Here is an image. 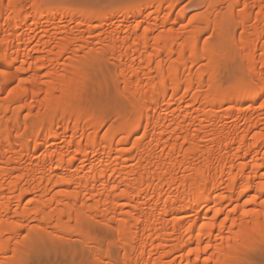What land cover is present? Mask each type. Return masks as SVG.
Segmentation results:
<instances>
[{
  "label": "bare ground",
  "instance_id": "bare-ground-1",
  "mask_svg": "<svg viewBox=\"0 0 264 264\" xmlns=\"http://www.w3.org/2000/svg\"><path fill=\"white\" fill-rule=\"evenodd\" d=\"M23 1L0 0V264L30 263L42 238L98 242L96 221L115 232L112 264H245L264 245V0H206L188 36L155 37L137 17L166 25L180 0ZM232 23L244 74L224 86L202 35ZM104 91L132 111L100 107Z\"/></svg>",
  "mask_w": 264,
  "mask_h": 264
},
{
  "label": "rangeland",
  "instance_id": "rangeland-1",
  "mask_svg": "<svg viewBox=\"0 0 264 264\" xmlns=\"http://www.w3.org/2000/svg\"><path fill=\"white\" fill-rule=\"evenodd\" d=\"M68 1L70 2V0H68ZM71 1H73V0H71ZM26 2L24 0L23 3H21V4L25 3L24 4V6H25ZM93 2H94V5H97L99 2H101V0L100 1L99 0H93ZM104 2L106 3V1L102 2L105 5ZM81 3H82V1H81ZM85 3H87V2H85ZM102 3H100L101 6L103 5ZM176 7L183 9V11H184L183 13L185 14V16L184 17H180V16L169 17L170 22L166 25L161 24V22H162L161 17L160 18H156L153 16L152 17H146L145 15H146L147 10H144L141 13V15H139L137 17L138 20H142V22L140 24L141 30L139 31V33L141 34L143 29L146 26H152V25H154V23H157L160 25H159V27H157L155 30L152 31V33H151L152 37H155V36L159 35L161 32L168 31L170 29L175 30L176 33L180 34V36H188L190 33V30L192 28L190 23H192L191 18L193 16L209 15V13H210V15H212L211 14L212 12H210V10H209V9H212V6H208L206 0H180V2L178 1V4H176V6L173 7V9H175ZM213 7L218 8V7H220V5L213 6ZM149 10H154V8L150 7ZM58 14L59 15L62 14L64 16H71V13L68 11H59ZM218 14H220L219 15V17H220L224 13L222 14V12L221 13L218 12ZM218 14H216V15L218 16ZM40 16H41V14L36 15L35 18H39ZM206 18H208V21H211L210 16H208ZM117 19H124V22L126 24L134 22L131 17L124 18V17L118 16V17H116L115 20H117ZM54 20H56V18H54ZM74 20H75V22L69 24L68 27L80 29V31L82 33L89 36L88 30H86L85 26L83 25V23H85V20L87 21V19L82 18V17H74ZM95 22H98V21H95ZM241 30H242L241 26H239L236 23H232L226 31V33L228 32V35L226 33H224L225 35H223V33H220V35L216 36L217 34H213L212 29H208L202 35V44H204V42L207 40L210 42H215L216 45H218L219 49L221 50V53L223 56V59L221 61L222 64L217 71L213 72V77L220 84H223L224 86H235L236 84H238V82H240L239 78L241 77V74L242 75L244 74V73H242L243 67H241L240 60L239 59L230 60L232 57L231 56H230L231 58L228 57L230 54H232L235 51L236 40L240 36ZM234 35L236 36V40L234 38H232V36H234ZM89 39L91 40V42L89 44L90 47L100 46V41H99L97 36H94V37L92 36ZM215 40H217V41H215ZM223 62H224V64H223ZM226 62H228V63L230 62L229 63L230 65ZM107 66H109V69L107 68L106 71L108 72V74L110 76L111 73H109V72H111L112 70L115 69V63L112 60V61L108 62ZM0 89H1V85H0ZM93 98L95 100V103H98L100 105V107H102V105L106 104L107 102H109V103H114V102L116 103L117 102L116 104H117V106L119 105L120 111H122V110L124 112L132 111L131 105L128 104L127 101L123 100L119 93H116V92L113 93L112 91L98 92V93L94 94ZM174 107L175 106H173V108ZM35 110L37 111V109H35ZM24 113L25 112H22V116L24 115ZM111 113H113V114H111ZM105 114H106L105 117H106V121H107V123H105V127H107V126L109 127L111 124L112 125L116 124V119H113V118H116L115 112L106 111ZM58 130L61 131L62 129L58 128ZM46 136H47V134H45L44 137H46ZM166 188H168V186H166ZM88 223H90V224H88ZM88 223H87L86 227H90V229L89 228L88 229L90 230L91 233H93V235L94 234L98 235V236L96 235L97 239H99L98 242H96L94 240L93 241H90V240L86 241V240H84V238H82L78 234L77 235L76 234H73V235L68 234L70 237L67 235H64L63 236L64 240L61 239L62 237L59 240H57L56 238H55L56 239L55 240L53 238V240H54L53 243H52V241H50L48 239H45V240H48L49 242L48 241L44 242V239L42 238L43 242L41 244L43 245V247H41L42 246L41 245L40 248L41 249L43 248V250H44V251L42 250L43 254L42 253L40 254L38 252V251L41 252L40 249L39 250L36 249L37 252L33 253L36 256H34L32 254L31 257H33V258H31V260H30L31 262L29 261L30 263H28V264H112L113 258H117L118 260H120L121 259V249H120L119 245L116 243L114 230L112 229L113 231H111V229H109V227H107V225H105L103 222H97L96 221V222H92V223L88 222ZM110 228H112V227L110 226ZM93 237L96 238L95 236H93ZM51 240H52V238H51ZM45 243H46V245H45ZM38 248H39V246H38ZM250 248L253 249L254 247H250ZM263 249H264V245L253 249V251L249 250V248H248V250H245V252L243 254V256H244L243 258H245L244 261L245 260L252 261L250 263L256 264L257 261H259L261 258H264V250ZM247 261H245V262L247 263ZM235 264H237V263H235Z\"/></svg>",
  "mask_w": 264,
  "mask_h": 264
},
{
  "label": "snow or ice",
  "instance_id": "snow-or-ice-1",
  "mask_svg": "<svg viewBox=\"0 0 264 264\" xmlns=\"http://www.w3.org/2000/svg\"><path fill=\"white\" fill-rule=\"evenodd\" d=\"M264 107V105H262ZM249 213H245V215H248ZM256 264H264V258H261L259 261L256 262Z\"/></svg>",
  "mask_w": 264,
  "mask_h": 264
}]
</instances>
